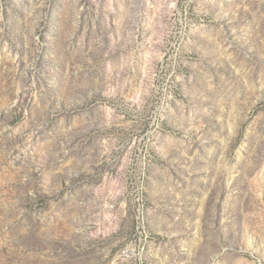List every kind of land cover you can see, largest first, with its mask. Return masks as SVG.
Here are the masks:
<instances>
[{"label":"rangeland","instance_id":"1","mask_svg":"<svg viewBox=\"0 0 264 264\" xmlns=\"http://www.w3.org/2000/svg\"><path fill=\"white\" fill-rule=\"evenodd\" d=\"M0 264H264V0H0Z\"/></svg>","mask_w":264,"mask_h":264}]
</instances>
